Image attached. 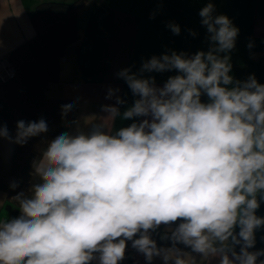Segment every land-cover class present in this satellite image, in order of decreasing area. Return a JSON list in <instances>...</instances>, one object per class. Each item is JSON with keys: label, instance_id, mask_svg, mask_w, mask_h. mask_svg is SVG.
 <instances>
[{"label": "clouds", "instance_id": "obj_1", "mask_svg": "<svg viewBox=\"0 0 264 264\" xmlns=\"http://www.w3.org/2000/svg\"><path fill=\"white\" fill-rule=\"evenodd\" d=\"M198 15L206 51L169 50L121 69L130 106L121 112L127 101L110 87L106 116L42 140L35 182L11 198L20 214L0 217V264H121L129 242L146 264H264V84L232 74V19L212 0ZM154 72L176 74L158 86ZM75 103L61 106L62 118ZM115 117L132 122L113 129ZM48 131L43 117L17 121L14 135L0 123V140L24 146ZM161 226L170 246L153 238Z\"/></svg>", "mask_w": 264, "mask_h": 264}, {"label": "crops", "instance_id": "obj_2", "mask_svg": "<svg viewBox=\"0 0 264 264\" xmlns=\"http://www.w3.org/2000/svg\"><path fill=\"white\" fill-rule=\"evenodd\" d=\"M57 1L73 3L78 0H0V57L8 56L23 42L34 37L30 17L39 3ZM207 0H83L78 9L79 39L68 47L60 64V76L49 85V99L75 101L76 119L83 125L93 117H103L102 105L114 104L106 99L108 89H119L117 95L127 101L121 112L130 106L134 97L117 73L131 67L138 71L144 60L169 50L195 53L207 50L205 29L198 12ZM217 13L227 15L240 29L236 47L231 52L232 74L245 80L254 74L264 84V0H212ZM157 11L155 19L150 14ZM169 21L180 25L179 35L166 27ZM189 29L197 35L189 34ZM253 47L249 49L248 44ZM175 72L151 73L158 86H163ZM203 99H207L204 97ZM132 121L120 117L108 118L113 129ZM6 194L0 191V208ZM264 216V203L258 210ZM256 249L264 248V230L257 232ZM238 250V249H237ZM199 260V257L197 258ZM264 259V257H261ZM92 264H98V259ZM153 264H162L156 258ZM208 264V262H204ZM211 264H218L213 259Z\"/></svg>", "mask_w": 264, "mask_h": 264}, {"label": "trees", "instance_id": "obj_3", "mask_svg": "<svg viewBox=\"0 0 264 264\" xmlns=\"http://www.w3.org/2000/svg\"><path fill=\"white\" fill-rule=\"evenodd\" d=\"M82 4L83 0L73 3L48 1L36 5L30 17L34 37L7 56L15 76L7 82L0 81V123L6 124L14 135L17 121L43 117L49 131L42 137L30 139L24 146L0 140V191L6 194L0 217L11 219L20 214L11 198L21 191L27 193L35 182L32 165L45 147L42 140H51L72 130L70 122L76 119V106L65 118H62L61 106L73 101L49 99L46 92L50 84L59 80L61 60L68 47L79 39L77 15ZM12 182L18 183L16 189L10 188ZM164 232L161 226L153 238L159 245L170 246V242L160 240Z\"/></svg>", "mask_w": 264, "mask_h": 264}, {"label": "built area", "instance_id": "obj_4", "mask_svg": "<svg viewBox=\"0 0 264 264\" xmlns=\"http://www.w3.org/2000/svg\"><path fill=\"white\" fill-rule=\"evenodd\" d=\"M15 70L12 63L7 56L0 57V81L7 82L14 78ZM165 229L164 226H162ZM121 264H146L143 255L137 253L134 249L131 248L129 242L126 249V258L121 262Z\"/></svg>", "mask_w": 264, "mask_h": 264}]
</instances>
